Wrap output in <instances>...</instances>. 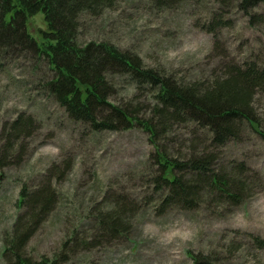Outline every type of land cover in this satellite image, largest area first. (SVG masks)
Returning a JSON list of instances; mask_svg holds the SVG:
<instances>
[{
  "label": "rangeland",
  "instance_id": "rangeland-1",
  "mask_svg": "<svg viewBox=\"0 0 264 264\" xmlns=\"http://www.w3.org/2000/svg\"><path fill=\"white\" fill-rule=\"evenodd\" d=\"M236 1L185 0L158 9L152 0H118L96 16L80 14L77 38L82 44L109 42L160 74L208 84L228 64L264 66V0L249 9ZM219 15L227 25H211ZM26 27L34 35L45 27L41 13L30 16ZM24 55L0 60V146L4 123L18 114L35 121L24 150L17 152V145L0 167V264H11L1 251L19 213L20 187L27 184L30 190L49 176L57 202L23 248L34 261L55 257L57 264H192V256L201 253L211 264H264V248L254 240L264 239V137L245 126L238 138L213 149L219 168L231 177L241 176L250 189L240 204H218L206 196L196 208L158 212L146 177L155 170L149 133L136 126L94 131L73 121L45 89L52 74L45 61L35 63ZM106 72L114 88L112 101H129L133 96V103L151 101L143 86L133 89L128 76ZM254 102L264 128V97L257 96ZM172 130L169 137L155 138L170 156L188 153L192 138H201V148L207 144L202 132L194 137L183 123H173ZM239 162L246 166L244 173L233 170ZM146 163L152 164L150 170ZM111 196L124 198L118 201L131 210L124 215L125 229L117 219L122 231L101 239L96 233L98 221L84 217V212L87 206L97 210L101 202L106 208L114 201ZM73 230L86 239L98 238L99 243L78 249L63 245ZM172 232L180 235L168 242ZM185 234L187 239L182 238Z\"/></svg>",
  "mask_w": 264,
  "mask_h": 264
},
{
  "label": "trees",
  "instance_id": "trees-1",
  "mask_svg": "<svg viewBox=\"0 0 264 264\" xmlns=\"http://www.w3.org/2000/svg\"><path fill=\"white\" fill-rule=\"evenodd\" d=\"M117 1L0 0V60L25 58L24 54H27L35 63L45 61L52 72L50 79L44 82L45 89L73 121L85 123L94 131L136 126L149 133L155 148L152 163L155 170L146 177L150 194L156 196L158 212L168 208L193 209L206 196L210 202L218 204H240L250 189L241 176L231 177L219 168L218 154L213 149L238 138L245 126L264 137V128L254 108L256 97H264V66L260 67L255 62L228 64L225 72L211 76L208 84L203 80L184 82L144 67L138 56L128 54L109 42L79 43L80 14L96 16L102 10L112 8ZM183 1L152 0L158 9L170 8ZM259 1L236 2L242 9H249ZM37 13H41L45 27L39 28L34 35L28 32L26 26L30 16ZM222 19L220 15L219 18L213 17L211 25H227L228 21ZM104 69L108 75L128 76L133 81V89L143 86L151 101L133 103L134 96L129 101H112L109 96L114 88ZM144 109L149 111L148 116L140 115L141 111H146ZM173 123L185 124L195 134L194 137H197L196 132H202L207 144L201 148V138H192L188 153L179 154V157L170 156L155 138L171 136ZM34 124L32 116L18 114L1 126L4 143L0 146V167L8 163L11 151L17 145V152L24 150V140ZM15 157L19 159L18 155ZM152 164L146 163V169L150 170ZM233 170L244 173L246 166L239 162ZM120 198L111 196L114 201L106 208L101 202L97 203L100 205L97 210L88 206L85 209L84 217L91 216L98 221L96 233L101 239L114 236L127 225L123 219L131 207L118 201L124 200ZM57 199L50 176L30 190L27 184L20 187L19 213L3 238L1 255L8 263L57 264L55 257L34 261L23 250L26 242L52 212ZM117 219L122 229L118 227ZM77 233L73 230L63 245L72 244L78 249L99 243L98 238L86 239ZM254 240L258 247L264 248V239L254 237ZM192 260V264H211V260L201 258V253L193 255Z\"/></svg>",
  "mask_w": 264,
  "mask_h": 264
},
{
  "label": "clouds",
  "instance_id": "clouds-1",
  "mask_svg": "<svg viewBox=\"0 0 264 264\" xmlns=\"http://www.w3.org/2000/svg\"><path fill=\"white\" fill-rule=\"evenodd\" d=\"M177 235H180V233L179 232H172V233H170L167 236V241L168 242H171L173 240V238L176 237ZM182 238L183 239H187L188 238L187 234L183 235Z\"/></svg>",
  "mask_w": 264,
  "mask_h": 264
}]
</instances>
